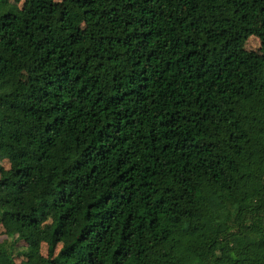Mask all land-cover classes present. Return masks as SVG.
I'll use <instances>...</instances> for the list:
<instances>
[{
  "label": "trees",
  "instance_id": "16d2710c",
  "mask_svg": "<svg viewBox=\"0 0 264 264\" xmlns=\"http://www.w3.org/2000/svg\"><path fill=\"white\" fill-rule=\"evenodd\" d=\"M12 1L0 264H264V0Z\"/></svg>",
  "mask_w": 264,
  "mask_h": 264
},
{
  "label": "rangeland",
  "instance_id": "374dc122",
  "mask_svg": "<svg viewBox=\"0 0 264 264\" xmlns=\"http://www.w3.org/2000/svg\"><path fill=\"white\" fill-rule=\"evenodd\" d=\"M11 4L13 3L12 0H8ZM55 2H59L60 0H53ZM21 3H17L16 6L20 8ZM244 50L250 54L255 60L264 61V53L260 49L259 41L255 37H249L245 40L243 45ZM21 78L24 79V75H21ZM9 163L5 160H0V172L5 171L8 169ZM5 237L3 235L2 227L0 226V242L4 240ZM17 247H23L22 243H17ZM58 248V247H57ZM41 256H46V247L44 244L40 245L39 250ZM22 258H16L14 260L15 264H20ZM219 262H223V259H220Z\"/></svg>",
  "mask_w": 264,
  "mask_h": 264
}]
</instances>
